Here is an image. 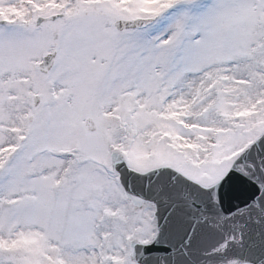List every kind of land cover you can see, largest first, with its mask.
Segmentation results:
<instances>
[{"label":"snow or ice","instance_id":"6c2138e0","mask_svg":"<svg viewBox=\"0 0 264 264\" xmlns=\"http://www.w3.org/2000/svg\"><path fill=\"white\" fill-rule=\"evenodd\" d=\"M0 264H264V0H0Z\"/></svg>","mask_w":264,"mask_h":264}]
</instances>
